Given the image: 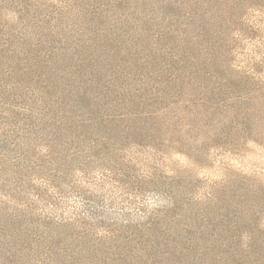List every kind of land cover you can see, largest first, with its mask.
Listing matches in <instances>:
<instances>
[{
    "label": "rangeland",
    "instance_id": "1",
    "mask_svg": "<svg viewBox=\"0 0 264 264\" xmlns=\"http://www.w3.org/2000/svg\"><path fill=\"white\" fill-rule=\"evenodd\" d=\"M220 10L0 0V264H264V0L229 60Z\"/></svg>",
    "mask_w": 264,
    "mask_h": 264
},
{
    "label": "trees",
    "instance_id": "2",
    "mask_svg": "<svg viewBox=\"0 0 264 264\" xmlns=\"http://www.w3.org/2000/svg\"><path fill=\"white\" fill-rule=\"evenodd\" d=\"M212 1L216 2L217 5L221 4L220 13L216 15L214 13L210 15H205L200 13L197 15L195 14L194 24L196 26L195 27L196 31H198L199 29L202 30L201 32H198V36L195 38H199L201 35H203L205 38L207 37L208 42L210 40V44L212 46V50L210 54L211 60H229L228 54L231 55V53L234 52L233 41H235V38L233 35L237 34V32L232 31L233 34H231L232 29L228 27H230V24H232L235 21V19L239 17V15L234 16V14H238L237 11H239L240 13L239 8L241 7L242 3H244L246 0H232V1L212 0ZM223 8H225V10H223ZM229 9L231 10L230 13L228 11ZM195 13H197V11H195ZM212 18H214V22L210 24ZM207 26H209L208 29L206 28ZM221 28L223 30L222 31L223 36H221L220 34ZM185 49L183 47L184 51ZM235 72L236 74H238L240 78H243L245 80L244 82L246 83L250 82V84L254 83L253 80H251V78L249 77L247 72L236 71V70Z\"/></svg>",
    "mask_w": 264,
    "mask_h": 264
}]
</instances>
